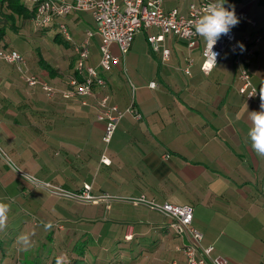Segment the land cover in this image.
Returning <instances> with one entry per match:
<instances>
[{
	"label": "crops",
	"instance_id": "obj_1",
	"mask_svg": "<svg viewBox=\"0 0 264 264\" xmlns=\"http://www.w3.org/2000/svg\"><path fill=\"white\" fill-rule=\"evenodd\" d=\"M191 1L163 0L162 8L185 12ZM236 6L255 22L239 19L232 30L237 46L253 49L242 64L260 93L264 0H243ZM61 23L70 39L61 32ZM22 24L37 31L30 43L22 37ZM89 31L93 35L87 62L96 66L99 36L88 11L58 17L39 30L31 20L19 21L16 28L6 27L0 39V47L8 45L24 55L28 72L56 89L49 96L40 85L28 86L15 64L0 60V143L17 153L13 155L19 161L32 163L33 171H24L40 180L67 190L89 184L91 194L108 195L94 203L57 201L23 175L4 171L0 191L8 195L10 187L24 200L36 197L32 211L22 209L19 216L47 212L64 220V226L55 232L46 227L51 223L42 221L34 227L37 235L23 234V243L13 236L24 232L28 222L21 224L22 217H17L0 236V264H70L77 259L75 243L83 235L94 241L95 256L86 251L75 264H183L186 237L173 232L168 216L128 200L140 196L192 206L193 225L203 234L201 245H213L212 255L225 257L227 264H264V157L250 147L247 116L256 107L238 91L241 81L233 53L226 49L203 73L200 38L187 75L182 71L186 42L165 34L154 50L147 35L160 30L150 27L134 35L117 65L100 72L105 85L83 104L80 97L65 98L60 91L74 71V46ZM163 47L170 53L165 62ZM112 51L120 54L115 44ZM39 56L54 68L53 75L40 68ZM151 81L154 87L148 85ZM16 90L22 94L19 99L14 98ZM100 94L121 109L133 106L140 113L139 118L125 114L108 143L102 139L104 121L97 119L94 107ZM77 204L94 206L96 213L79 214Z\"/></svg>",
	"mask_w": 264,
	"mask_h": 264
},
{
	"label": "built area",
	"instance_id": "obj_2",
	"mask_svg": "<svg viewBox=\"0 0 264 264\" xmlns=\"http://www.w3.org/2000/svg\"><path fill=\"white\" fill-rule=\"evenodd\" d=\"M27 4L35 7V15L32 23L35 28H41L50 25L56 18L65 16L74 11H88L92 17L95 26V33L99 36L98 50L99 61L96 66L88 64L89 57V38L93 32H87L86 38L81 44L74 46L76 54L74 71L68 77L66 88L60 91L65 98L80 97L83 104L87 103L88 97H94L96 89L105 85V79L100 72L109 71L114 65L120 62L131 45L134 35L144 29L156 27L160 30L159 34L149 33L147 41L154 50L160 47V41L165 34H172L186 42V53L184 56V66L182 71L190 75L191 66L195 59L192 54L193 49L198 45L199 35L195 34L194 21L203 13L204 7L210 0H193L188 3L186 11L181 12L177 8L164 10L162 8L163 0H24ZM239 19H243L254 25L255 22L248 16V13L240 6L235 7ZM63 35L70 39L69 33L63 23L58 25ZM248 40V37L245 38ZM235 32L231 30L229 35L223 36L218 40L213 48L217 53L216 63L222 56V53L229 49L234 55V62L238 66V78L241 84L238 91L249 100L254 101L256 111L260 110V93L253 86L250 73L243 66V60L246 55L252 54L253 49L250 46H244V50L234 42ZM259 38H256L257 42ZM118 47L119 55L114 54L112 45ZM161 59L165 62L169 59V49L161 48ZM200 69L203 73H208L214 63L211 59V52L204 40L201 48ZM0 60L15 64L21 74L22 80L28 86L40 85L41 89L51 96L56 89L46 81L40 80L35 74L28 72L26 68V59L24 55L16 49H5L0 47ZM154 87V81L148 83ZM94 107L96 117L104 121L102 139L108 143L112 134L120 121L127 113L135 118L140 117V113L133 107L128 106L124 109L109 102L107 94H100L96 97ZM103 160H106L103 158ZM15 166V165H14ZM28 175V176H27ZM27 178L35 186L44 188L50 195H56L68 198L77 202H97L108 195L95 196L90 192V185L84 184L82 189L67 190L60 186L52 185L46 181L40 180L33 175L27 174ZM25 177V176H24ZM26 178V177H25ZM134 203H142L150 209L158 211L170 218L169 227L174 233L185 236L186 240L182 244V253L184 256L183 264H227V259L221 255H212L213 245H201L203 238L202 232L193 225V208L190 205H175L168 202H157L144 196L128 199Z\"/></svg>",
	"mask_w": 264,
	"mask_h": 264
},
{
	"label": "clouds",
	"instance_id": "obj_3",
	"mask_svg": "<svg viewBox=\"0 0 264 264\" xmlns=\"http://www.w3.org/2000/svg\"><path fill=\"white\" fill-rule=\"evenodd\" d=\"M227 0H210L204 7L203 13L194 21L195 34L202 37L211 52V59L216 64L217 53L213 48L223 36L229 35L232 28L239 24V18L235 7L228 5ZM241 51L244 45L240 44ZM260 110L248 113L247 120L250 122L248 137L250 147L255 154L264 157V86L260 87ZM9 204L0 202V229L6 226ZM51 227V225H46Z\"/></svg>",
	"mask_w": 264,
	"mask_h": 264
},
{
	"label": "rangeland",
	"instance_id": "obj_4",
	"mask_svg": "<svg viewBox=\"0 0 264 264\" xmlns=\"http://www.w3.org/2000/svg\"><path fill=\"white\" fill-rule=\"evenodd\" d=\"M184 1V0H182ZM262 5V4H261ZM47 26L45 27H41L42 29L43 28H46ZM20 28H22V37L23 39L27 42H31V40H33V36L35 37V35H37V31H35V29L33 28V26L30 24H22V26H20ZM41 28H37V30L41 29ZM146 30V29H144ZM34 31V32H33ZM44 37L45 34H38V36L36 37ZM41 37V38H42ZM17 43V41H16ZM15 43V44H16ZM42 43V42H41ZM25 45V43H24ZM44 45V47L47 46V44H42ZM0 147H1V150H0V175L4 172V171H7L8 169L14 171L15 173H18L19 175H23L26 177V179L28 180L27 178V174L29 173H26L27 171L28 172H32L33 171V168L31 167L32 166V163H27L26 161H19L18 159L15 158V156L13 154H17L15 153L14 151H10L8 149H6L4 147L3 144L0 143ZM14 152V153H12ZM17 152H23V151H17ZM24 156H26V152L22 153ZM2 157V158H1ZM15 165V166H14ZM22 168V169H21ZM26 172H25V171ZM27 175V176H26ZM31 184L34 186V188H41L44 190V188L42 187H39V186H35L34 183L31 182ZM12 186V185H11ZM0 187H1V182H0ZM15 188H8V192L9 194L7 195L5 193V191L1 190L0 191V202H4V203H7L9 204V207H10V210L7 214V227L11 226L12 224L15 225V222H16V219L17 217H22V219L18 220L19 223L24 222H28L26 226H24L25 230L24 232H22L21 234H19L18 236H13V238L16 240H20L24 243V238H22L23 234L25 233V235L33 232L35 235L36 232H35V228L37 225H41L42 224V221L44 222H49L51 223L50 225L54 228L53 230L55 232H60L62 231L63 229V226H64V220L58 218V216H52L51 214L48 215L47 212H41V213H38V214H23L19 216V213L22 209L23 210H28V212L32 211V208L30 206H32V201H35L36 197H33V198H30V200H24L23 198H21V196H19V194H16L14 195V191ZM46 191V190H45ZM26 195V194H25ZM49 196L51 197H54L57 201H72V202H77V201H74V200H70L68 198H63V197H60V196H56V195H50L48 194ZM79 203V202H78ZM80 203H86V202H80ZM76 210L79 214H82V215H93L96 213V209L94 206H91V205H81V204H77L76 206ZM18 213V214H17ZM23 224V223H21ZM3 229H0V236L3 235L2 233ZM9 231H11V229H9ZM27 233V234H26ZM13 235V234H12ZM17 237V238H16ZM27 237V236H26Z\"/></svg>",
	"mask_w": 264,
	"mask_h": 264
},
{
	"label": "trees",
	"instance_id": "obj_5",
	"mask_svg": "<svg viewBox=\"0 0 264 264\" xmlns=\"http://www.w3.org/2000/svg\"><path fill=\"white\" fill-rule=\"evenodd\" d=\"M243 0H227L226 7L228 5H233L242 2ZM35 15V7L33 5L27 4L24 0H0V21H3V25L0 27V39L3 36V33L6 27L16 28V24L21 21L30 22ZM2 48L9 49L8 45H2ZM38 65L41 69H44L48 74L53 75L55 73L54 68L49 64V62L44 59L42 56H39ZM17 91V90H16ZM21 92L17 91L14 94L15 99H19L21 96ZM21 104V103H20ZM2 158V157H1ZM75 244H76V261L70 263L75 264L78 261L83 259L85 252L91 253V255L95 256V245L94 241L90 239L88 236H82ZM80 239H82L80 241ZM2 249L0 244V250Z\"/></svg>",
	"mask_w": 264,
	"mask_h": 264
}]
</instances>
